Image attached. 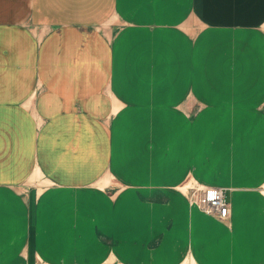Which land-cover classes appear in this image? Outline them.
<instances>
[{
	"label": "crops",
	"instance_id": "1",
	"mask_svg": "<svg viewBox=\"0 0 264 264\" xmlns=\"http://www.w3.org/2000/svg\"><path fill=\"white\" fill-rule=\"evenodd\" d=\"M213 1L202 15L204 18L212 15L213 5L218 11L230 10L231 13L221 17L223 25L233 18L234 11L249 9L248 0H223L218 5ZM262 10L264 6L259 9ZM198 14L199 0H0V264H8L13 242L21 253L15 264H76L79 262L76 250L82 243L86 249L88 244L92 245L91 258L84 259V264H88L85 261L93 260V254H98L102 245L100 233L107 232L112 238L119 236V199L116 205L104 206L111 214V224L104 223L103 214L98 221L95 219L99 217L88 211L94 207L95 215L103 212L104 196L95 192V188L103 189L110 182L108 172H114L117 156L114 137L119 118L113 121V115L119 117L123 107L146 104L137 99L138 83L130 77L136 74L135 66L125 64L129 57L121 59V41H135L137 32L126 30L130 22H137L135 25L139 27L177 25L191 33L186 26H194L190 22L192 17L201 22ZM262 15L257 18L261 20ZM211 32L214 31L210 29L207 37L210 38ZM189 40L186 44L198 45L206 41V36L202 35L197 42ZM188 75L193 76L191 82L196 86L198 74ZM141 85L139 90L149 97L155 85L143 81ZM155 89L163 99L144 100L162 107L158 110L165 113L179 110L180 95L184 90L186 94L191 92L185 84L156 85ZM257 90L258 87L254 89ZM195 95L202 103L203 98L209 101V106L215 103L213 99ZM220 117L213 114L210 122ZM262 117L263 114L259 118L264 120ZM174 118L176 115L170 114L163 126L177 122ZM201 120L189 119L192 135L188 141L175 131L177 138L169 146L170 137L167 133L163 135V145L169 146L168 155L159 166L163 175L174 182L166 185L177 186L191 175L209 185L229 188L226 199L231 207L229 217L234 219L250 197L245 190L255 188L264 177L263 144L261 138L252 141L253 137L247 140L245 135L234 143L226 130L215 131L217 141L207 146L216 157L211 176L198 175L196 170L185 172L182 168L187 159L185 154L202 147L200 142H194L195 128L198 136L202 133L197 125ZM219 147H228L223 149L226 154L217 155ZM171 154L174 161L168 157ZM172 196L160 205L162 212L176 217L186 203L182 195ZM121 202L125 203L124 197ZM142 203L147 208L153 205L150 201ZM187 211L193 217L198 209L189 207ZM239 227L240 222L235 235ZM228 233L229 247L225 241L221 247L224 251L232 249L233 234ZM40 235L46 240V249L39 242ZM6 236L11 238L6 240ZM130 245L124 243V248L130 250ZM207 249L191 245L188 258L182 262H196L194 251L200 256ZM167 250L172 249L161 243L152 258L162 252L169 258ZM219 256L222 255L216 257ZM152 260L153 263L145 264H158ZM203 261V264H227L221 259L210 263L203 257Z\"/></svg>",
	"mask_w": 264,
	"mask_h": 264
},
{
	"label": "rangeland",
	"instance_id": "2",
	"mask_svg": "<svg viewBox=\"0 0 264 264\" xmlns=\"http://www.w3.org/2000/svg\"><path fill=\"white\" fill-rule=\"evenodd\" d=\"M220 1L223 0H216L217 5ZM248 1V11H234L231 14L233 18L226 22L227 25H223L225 23L221 17L224 18L231 11H218L213 5L212 15L209 14L208 17L207 14L204 18L202 14L207 12L206 10L214 4V1L199 0L200 14L198 15L201 17V22L197 23L192 17L193 20L190 22L194 23V26H186L192 33V37L191 33L177 25L139 27L135 25L138 24L137 22H130L126 30L128 33L129 30L130 33L135 30L137 36L135 41L130 43L121 41L120 55L121 59L129 57L128 61H125L128 67L135 66L136 74H131L130 77L132 79L134 77L136 84L138 83L136 89L140 95L137 99H143L142 101L146 104L141 103L136 108L126 106L122 108L119 117L113 115L115 118L113 121L119 118L114 137L115 155H117L113 162L114 172H108L107 175L111 177L110 182L103 189L95 188V192H100L104 196L103 212L95 215L94 207L88 212L99 217L92 218L98 221L104 215L106 218L104 223L111 224V214L109 209L104 210V206L108 203L116 205L119 199L118 204L121 207L118 217L119 236L112 238L107 232L100 233L99 241L104 248L100 247L98 254H93V260L85 261L86 263L145 264L153 263L152 259H155L158 264L160 262L203 264L204 257L209 259L210 263L213 259H221L227 264H264V177L258 180L259 183L255 188L245 190L250 197L236 217L223 220L205 215L189 196L188 188L191 185H197L199 188L213 185L201 182L202 179L199 181L191 175H187L183 182L180 180L177 186L166 185L174 182H171L172 179L168 175L164 176L160 168L161 159L168 155L167 148L170 143L173 145L177 138L174 137V132H179L176 134L178 136H182L180 135L182 133L188 141L189 136L192 135L189 119L192 122L197 121L199 117L202 120L197 122V125L202 133L198 136V129L195 128L194 142H200L202 147L195 149L193 153L185 154L187 159L184 165L179 162L183 165L185 172L196 170L198 175L204 173V176H211L216 157H213V149H208L207 146L217 138L214 135L215 131L226 130L230 134V141L234 143L244 135L247 140L253 137L252 141L261 138L260 142L262 141L264 149V120L259 118L262 114L264 115V15L261 16V20L257 18L264 14V10L259 11L264 6V0ZM253 7L258 10H253ZM127 23L129 24L128 21ZM210 29L214 32H211L209 38L207 35ZM202 35L206 36V41L198 45L186 44L189 43L190 38L191 41L197 42ZM186 37L188 40L185 39ZM188 73L198 74L195 79L196 86L191 82L193 76ZM141 81L155 87L156 85L185 84L191 92L189 94H186V90L182 92L179 110L165 113L158 110L162 107L153 106L154 104L144 100L148 94L144 95L139 90L143 86ZM155 87L151 88L152 94L148 98L163 99ZM256 87L258 90L255 92ZM194 92L199 96L213 99L214 105L209 106L211 104L204 98L203 103L197 100ZM170 114L176 115L177 119L173 120L177 122L173 121L163 126ZM213 114L221 116L220 121L217 119L216 122H210ZM166 133L170 138L169 146L165 147L163 135ZM223 149L228 147H219L217 155L226 154ZM168 157L172 161L175 160L174 154ZM171 165L176 166L174 163ZM223 173L220 171L221 175ZM221 177L223 179L224 176ZM223 188L225 191L230 190ZM176 193L185 198L186 205L178 211L176 217L170 213L166 215V212L161 210L162 203L171 200L172 195ZM123 197L125 203L121 202ZM141 200L153 202L151 206L153 208L145 207ZM154 203L157 204L154 205ZM189 207L196 208L199 212L197 211L192 217V213L187 211ZM241 216L244 218L241 219ZM238 222H240L239 232L235 235ZM228 232L233 234L232 249L224 251L221 247L225 241L229 247L227 241L230 233ZM92 236L95 237V234L93 233ZM10 238L11 236H8L6 240ZM39 242L44 249L47 248L46 240L42 235ZM163 242L172 249L167 250L169 258L166 252L152 258L153 251ZM124 243H131L130 250L124 248ZM82 244L76 250L79 252L76 258L79 262L76 264H84L85 257H90L93 253V250L89 252L92 245L88 244L86 249V244ZM193 244L200 249L203 246L208 247L205 255L200 254V257L195 250L196 262H189V260L182 262L188 258L187 251L191 245L194 246ZM10 246L13 249L10 251L8 264L18 263L21 257L20 249H17L14 242L10 243ZM127 255L132 259L128 260ZM217 255L222 256L217 258Z\"/></svg>",
	"mask_w": 264,
	"mask_h": 264
},
{
	"label": "built area",
	"instance_id": "3",
	"mask_svg": "<svg viewBox=\"0 0 264 264\" xmlns=\"http://www.w3.org/2000/svg\"><path fill=\"white\" fill-rule=\"evenodd\" d=\"M188 189L191 201L204 213L223 220L229 218L231 207L226 199L225 188L219 186L199 188L197 185H191Z\"/></svg>",
	"mask_w": 264,
	"mask_h": 264
},
{
	"label": "bare ground",
	"instance_id": "4",
	"mask_svg": "<svg viewBox=\"0 0 264 264\" xmlns=\"http://www.w3.org/2000/svg\"><path fill=\"white\" fill-rule=\"evenodd\" d=\"M205 187H206V186H205ZM205 187H204V188H205Z\"/></svg>",
	"mask_w": 264,
	"mask_h": 264
}]
</instances>
